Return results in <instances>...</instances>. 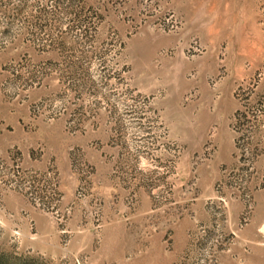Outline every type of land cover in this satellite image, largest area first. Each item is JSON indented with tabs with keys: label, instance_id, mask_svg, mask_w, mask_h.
Instances as JSON below:
<instances>
[{
	"label": "rangeland",
	"instance_id": "rangeland-1",
	"mask_svg": "<svg viewBox=\"0 0 264 264\" xmlns=\"http://www.w3.org/2000/svg\"><path fill=\"white\" fill-rule=\"evenodd\" d=\"M0 264H264V0H0Z\"/></svg>",
	"mask_w": 264,
	"mask_h": 264
}]
</instances>
